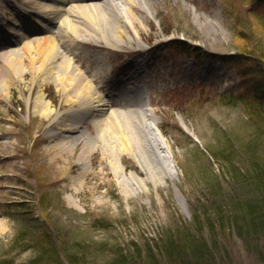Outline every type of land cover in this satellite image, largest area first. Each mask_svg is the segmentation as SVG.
<instances>
[{"label": "rangeland", "instance_id": "374dc122", "mask_svg": "<svg viewBox=\"0 0 264 264\" xmlns=\"http://www.w3.org/2000/svg\"><path fill=\"white\" fill-rule=\"evenodd\" d=\"M45 1L0 0V53L14 47L23 56L19 70L12 56L0 58L11 76L6 89L0 86V264L32 261L34 242L22 238L44 235L74 264H105L121 252L132 264H180L162 248L168 239L185 237L211 246L215 258L208 264H264L231 229L204 226L208 219L201 228L193 225L201 210L212 216L217 203L247 193L232 179L234 170L248 176L247 156L264 155V117L252 118L257 106L241 99L252 96L249 84L259 77L248 68L260 60L243 54L226 61L239 52L264 53V2L143 0L147 9L133 7L136 27L123 14L122 38L109 43L83 25L80 13L72 42L75 33L56 34L54 23L58 49L82 72L89 91L108 101L103 111L84 114L63 73L59 81L51 75L41 81L51 63L39 47ZM71 2L83 0L64 6ZM13 27L26 35L11 36ZM131 56L137 64L122 68ZM117 78L128 89H143L146 105L121 82L114 84ZM40 89L50 101L49 116L34 105ZM140 106L166 142L151 153L161 177L156 183L146 160L122 150L119 133L108 129L110 109ZM73 119L78 128L64 133L71 150L60 153L54 133ZM84 143L91 149L81 159ZM110 145L120 155L121 172L110 164Z\"/></svg>", "mask_w": 264, "mask_h": 264}, {"label": "bare ground", "instance_id": "6f19581e", "mask_svg": "<svg viewBox=\"0 0 264 264\" xmlns=\"http://www.w3.org/2000/svg\"><path fill=\"white\" fill-rule=\"evenodd\" d=\"M68 0H47L40 5L39 16L42 19V30L46 34L42 40V46H39L43 49V54L49 55L51 63L48 65V68L44 71L45 73L41 77V81H44L48 78V75L54 76V79L59 81V76L61 73L65 75V82H67V86L71 85L73 89V94L77 95L75 99H72L73 95H69L68 98L73 100L74 102H79L80 106L84 110V114H89L88 112L93 111H103L105 106L108 105V101L104 97V93L98 95H93V91L90 90V86L87 81H84L82 72L73 64L71 58L66 57L65 54H62V51L58 49L54 34L52 32V27L54 23L58 22V29L56 34L66 33L67 31H71L74 34L71 42L77 40V27L75 24L82 21L80 18H76L80 13L85 16V20L82 21L83 25L94 29L98 32L97 37H102L106 42L109 43L110 39L113 37L115 39L122 38L123 26L120 25V21L122 15L125 14L127 22L131 27H136V15L133 7H148L144 5L143 0H83V2L69 4V7H65L64 4ZM72 1V0H71ZM77 22V23H75ZM45 23V24H43ZM21 28V27H20ZM19 27H13L10 29L11 36L17 35L24 37L26 33L21 31ZM27 32V31H26ZM92 36L91 34L89 35ZM14 41V40H12ZM17 41V40H16ZM16 43V42H15ZM70 49V48H69ZM19 49L14 47H8L6 50L0 53V58L5 59L8 62L9 56H12L14 60V64L12 66L13 69L19 70L22 65L23 56L19 53ZM60 54H62L60 56ZM47 55V57H48ZM61 57L62 62L54 63L55 58ZM9 67V66H8ZM131 76V75H130ZM133 78V77H131ZM11 79L10 73L2 66H0V86L6 87L9 86V80ZM121 80H118L116 83H120ZM42 83V82H41ZM118 87V86H117ZM115 89H117L115 87ZM66 91V89H65ZM119 94V93H118ZM67 95V93H66ZM82 98V99H80ZM71 100V101H72ZM34 105L40 108V112L43 115H50L52 111V107L50 101L46 100L42 89H40L36 95L34 96ZM141 105H146L145 101L142 100ZM109 109V108H108ZM109 115L110 119L113 120L109 124V131L114 134L119 133L117 135L118 142L121 146V149L124 151L129 150V155L138 158L142 157L146 160L147 165L151 169V173L153 175V181L159 182L161 177H157V170L155 164H153V160L151 157V153L154 152L155 148H159L160 141L165 142V138L163 133L157 127L155 121L149 119L147 121V116L145 108L140 106L137 111L126 109L124 110H112L110 109ZM121 115V121H119L118 117ZM77 121L72 120L71 123H65V127L61 128L59 133H54V136L57 138V142L53 144V146L58 147L59 152L61 153L63 150H71L67 136L64 133H69L76 131L78 125ZM149 134V137L146 135ZM112 146V147H111ZM91 146H88L87 143H84V148L81 150L79 157L83 159L86 157V154L90 152ZM114 145H110L107 147L108 152L110 153V164L113 168L118 172H121L123 169L120 155L119 153H114L113 151ZM154 154V153H153ZM122 185L126 187V180L122 177ZM124 181V182H123ZM125 191V190H124ZM70 201L72 197L69 196Z\"/></svg>", "mask_w": 264, "mask_h": 264}, {"label": "trees", "instance_id": "16d2710c", "mask_svg": "<svg viewBox=\"0 0 264 264\" xmlns=\"http://www.w3.org/2000/svg\"><path fill=\"white\" fill-rule=\"evenodd\" d=\"M253 2L262 4L264 0H253ZM243 54L251 56V58L257 57L260 60L259 62L254 61L253 68H248V73L255 72L259 77L249 84V91L252 96L241 98L244 103L257 106L254 110L258 113L254 114L252 112L250 115L252 118L258 119L259 122L262 121V116L264 117V53L259 57L246 52H239L232 56L233 59L228 57L226 61L237 62L234 57ZM247 106L248 108L251 107L250 105ZM255 157H245L246 160H251L249 161L250 167L247 170L250 173L248 176L238 175L240 174V172H237L238 168L234 170L236 173L232 174L234 182L240 184L242 189L247 190V193L238 194L236 192L238 195L235 197H229L226 201L217 203L212 216L207 214L204 216L205 213L201 210L194 215L193 225L195 228H201V221L208 219L204 222V226L210 227L212 222L223 229H231L234 235L243 242L245 249L262 260L264 259V155ZM216 183H218L216 187L222 189L221 183L219 181ZM25 238L34 242L33 245H30L35 248V254L32 261L24 264H74L73 257L63 255L61 249L56 245L57 242L54 243L47 236L44 235L43 240L40 237L33 239L29 236H23L22 240ZM184 239L175 241L168 239L162 248L167 258L180 264H208L210 263L209 258L212 256L215 258V252L208 243L205 244L201 240L194 241L190 237ZM1 263L18 264L14 261L4 262L3 260ZM105 264H132V261L127 254L121 252Z\"/></svg>", "mask_w": 264, "mask_h": 264}]
</instances>
